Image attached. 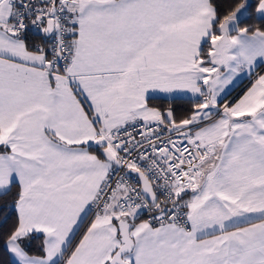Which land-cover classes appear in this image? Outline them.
<instances>
[{
	"label": "snow or ice",
	"instance_id": "1",
	"mask_svg": "<svg viewBox=\"0 0 264 264\" xmlns=\"http://www.w3.org/2000/svg\"><path fill=\"white\" fill-rule=\"evenodd\" d=\"M259 61L264 0H0L12 264H264Z\"/></svg>",
	"mask_w": 264,
	"mask_h": 264
},
{
	"label": "trees",
	"instance_id": "2",
	"mask_svg": "<svg viewBox=\"0 0 264 264\" xmlns=\"http://www.w3.org/2000/svg\"><path fill=\"white\" fill-rule=\"evenodd\" d=\"M218 5L220 6V10L223 13L228 7H230L231 0H216ZM255 3V0H252ZM252 24H258L259 21H249ZM244 83L235 87L232 91H230L225 97H223L219 102L223 105L225 102L233 103L242 93L244 87ZM154 104L160 105L164 108L168 107L169 101L168 98L159 97V99L153 101ZM176 110L177 117H181L185 110L191 107L190 101L185 98L182 100H177L172 105ZM6 201L0 200V223L3 225L2 230L9 229L15 223V214L11 210L4 207ZM5 216H7V221L5 222ZM41 243H42V236L39 240H33L32 243L26 248V251L32 255H42L41 252ZM0 264H12L8 253L4 250V242L0 239Z\"/></svg>",
	"mask_w": 264,
	"mask_h": 264
},
{
	"label": "crops",
	"instance_id": "3",
	"mask_svg": "<svg viewBox=\"0 0 264 264\" xmlns=\"http://www.w3.org/2000/svg\"><path fill=\"white\" fill-rule=\"evenodd\" d=\"M259 66L257 67L256 69V72H261L262 70H264V61H259L258 62ZM255 76V73H253V77ZM253 77H249L247 75V73H241L239 75H237L234 80H233V83L230 84V85H227L225 87V90L223 92H221V97H225L230 91H232L235 87H237L238 85L244 83L243 87V91L242 93L240 94V96L233 102L235 103L243 94L244 92L251 86V83H252V79ZM202 83V82H201ZM173 95H179V96H184L185 98L187 97H190L191 94L190 93H174ZM157 96L158 97H163V98H167V95L166 94H162V93H157ZM221 100V99H220ZM219 100V101H220ZM87 106V105H86ZM29 254V253H28ZM9 257H10V260L13 261V257H11L10 254H8ZM31 256H40V255H32V254H29Z\"/></svg>",
	"mask_w": 264,
	"mask_h": 264
},
{
	"label": "built area",
	"instance_id": "4",
	"mask_svg": "<svg viewBox=\"0 0 264 264\" xmlns=\"http://www.w3.org/2000/svg\"><path fill=\"white\" fill-rule=\"evenodd\" d=\"M85 107H87L86 104H85ZM130 131H132L133 135H135L137 137V139H139V133L142 131V129L136 128L135 130L130 129ZM144 218H146V215Z\"/></svg>",
	"mask_w": 264,
	"mask_h": 264
}]
</instances>
